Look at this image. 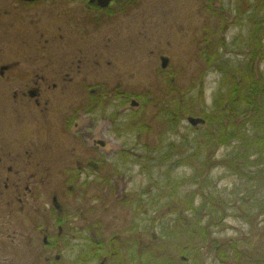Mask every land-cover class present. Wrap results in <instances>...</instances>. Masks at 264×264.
I'll list each match as a JSON object with an SVG mask.
<instances>
[{
  "label": "rangeland",
  "instance_id": "1",
  "mask_svg": "<svg viewBox=\"0 0 264 264\" xmlns=\"http://www.w3.org/2000/svg\"><path fill=\"white\" fill-rule=\"evenodd\" d=\"M248 1L132 0L123 7L125 15L107 16L79 0L21 7L0 0L2 66L19 62L29 75L21 92L39 90L36 99L14 101L9 90L17 88L15 83L0 81V148L21 161L11 162L13 173L24 169L25 153L34 154L39 164L28 172L38 176L30 192L14 178L6 188L5 170L0 175V264H109L80 262L88 240L111 247L136 241L142 250L156 240L150 226L166 221L167 212L150 211L157 191L137 161L145 158L153 181L162 180L179 158L172 156L160 167L162 150L205 127L203 106L195 104V114L174 132L161 120L160 108L177 97H199L200 90L204 105L211 106L221 78L205 62L222 41L231 45L235 37H247L242 19ZM241 48H233L230 58L239 61ZM258 66L264 74V62ZM191 118L202 122L191 126ZM226 153L217 152L218 163ZM192 174L178 166L171 177L187 181ZM207 176L220 191L230 193L238 185L218 165ZM187 185L181 190L190 191ZM136 197L148 205L147 215L136 218L125 204ZM230 215L223 230H212L219 244L245 246L260 235L264 217L251 232L249 224ZM134 224L139 232L132 236ZM214 255L204 256L206 264H218Z\"/></svg>",
  "mask_w": 264,
  "mask_h": 264
},
{
  "label": "trees",
  "instance_id": "2",
  "mask_svg": "<svg viewBox=\"0 0 264 264\" xmlns=\"http://www.w3.org/2000/svg\"><path fill=\"white\" fill-rule=\"evenodd\" d=\"M247 4L249 8L242 19L247 37H235L231 45L222 41L210 49V59L205 62L221 78L211 106L204 105L200 90L199 97L190 100L177 97L160 108L161 120L174 132L187 116L195 114V104L203 106L199 114L205 127L194 131V135L182 136L178 144L169 143L162 150L157 160L160 167L170 157H179L175 168L169 167L160 176L162 180L153 181L143 162L145 158L137 161L149 177L150 188L157 191L150 200V211L154 216L162 210L167 212L166 221L162 219L157 225L152 222L151 229L148 228L156 230V240L144 250L136 241L115 242V247H111L113 243L88 240L81 250L80 262L98 259L109 264H206L204 256L209 253L215 254L218 264H264V226L246 247L236 241L221 245L212 233L213 229H224L225 222L231 218L230 212L232 218L249 224L251 232H255L257 219L264 217V74L258 68L264 62V0ZM235 19H240L238 12ZM241 45L240 55L236 54L241 59H231L236 50L233 48L239 49ZM172 92L178 91L175 88ZM223 148L227 153L218 163L216 154ZM217 165L238 182L230 193L218 190L207 176ZM178 166L192 170L190 179H172L171 173ZM185 184L190 191L181 190ZM125 204L136 218L148 214V205L142 199L136 197ZM138 232L136 224L128 231L132 236Z\"/></svg>",
  "mask_w": 264,
  "mask_h": 264
},
{
  "label": "flooded vegetation",
  "instance_id": "3",
  "mask_svg": "<svg viewBox=\"0 0 264 264\" xmlns=\"http://www.w3.org/2000/svg\"><path fill=\"white\" fill-rule=\"evenodd\" d=\"M16 1V5L21 7L22 5H35V4H41L44 0L40 1H35V2H25L22 0H14ZM80 2H84L85 5H87L89 8L92 9L95 13L100 12V13H105L107 16L110 15H117V14H126V9L124 10L123 7L125 4L129 3L132 0H110L105 7H103L98 1H93V0H79ZM131 4H129L130 6ZM118 7L121 10H115L114 8ZM0 63H2L0 66V81H11L15 83V86L17 88L13 89L12 91L9 90L10 94L12 95V98L14 101H17L19 99L20 102H23L24 98L27 97L28 99H36V97L39 96V90H26L24 91L25 93L21 92V89L19 87L21 86V82L23 80L29 79L28 73L24 72L23 70L20 69V64L19 62L15 61L9 65H4L2 66L5 61L0 58ZM37 77V76H35ZM73 81V80H72ZM95 105H99L100 101L95 100ZM11 162H21L18 157L12 156V154H7L4 153L3 150L0 148V175H4V170H5V187L8 188V183L14 178L19 184L20 182H23L25 185V188L27 191H32L33 190V185L32 182L36 180L38 177L35 173H28L32 168L34 169L35 167L38 168V160L37 157L34 154L31 153H25V160H24V169H18L13 173L12 165ZM38 164V165H37ZM6 165V167H4ZM14 176L12 177V175ZM11 177V178H10ZM77 178V177H76ZM73 179V178H72ZM70 179L71 183H75V180ZM69 181V182H70ZM16 184V185H17ZM84 184V183H83ZM83 184L81 187H83ZM74 186V185H73ZM74 188V187H73ZM75 190V189H74ZM52 203L55 205L56 201H54V198H52ZM53 208V207H52ZM54 209V208H53ZM52 217L51 219H53ZM64 220H66V216L58 219V223L60 225L64 223ZM65 225V223H64ZM46 246H48L46 249L49 248L50 242L46 240Z\"/></svg>",
  "mask_w": 264,
  "mask_h": 264
},
{
  "label": "water",
  "instance_id": "4",
  "mask_svg": "<svg viewBox=\"0 0 264 264\" xmlns=\"http://www.w3.org/2000/svg\"><path fill=\"white\" fill-rule=\"evenodd\" d=\"M22 1H25V2H35V1H40V0H22ZM93 1H98L103 7H105L110 0H93ZM166 64H167L166 61H163L162 67L165 68L166 67ZM201 122H202L201 120H199V119H193V118L189 119V121H188V123L191 126H197Z\"/></svg>",
  "mask_w": 264,
  "mask_h": 264
}]
</instances>
